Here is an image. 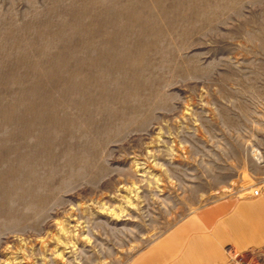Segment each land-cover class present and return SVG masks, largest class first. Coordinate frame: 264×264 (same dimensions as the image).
<instances>
[{
    "label": "rangeland",
    "instance_id": "1",
    "mask_svg": "<svg viewBox=\"0 0 264 264\" xmlns=\"http://www.w3.org/2000/svg\"><path fill=\"white\" fill-rule=\"evenodd\" d=\"M264 187V0H0V264H123Z\"/></svg>",
    "mask_w": 264,
    "mask_h": 264
},
{
    "label": "crops",
    "instance_id": "2",
    "mask_svg": "<svg viewBox=\"0 0 264 264\" xmlns=\"http://www.w3.org/2000/svg\"><path fill=\"white\" fill-rule=\"evenodd\" d=\"M123 264H264V187L199 207Z\"/></svg>",
    "mask_w": 264,
    "mask_h": 264
},
{
    "label": "built area",
    "instance_id": "3",
    "mask_svg": "<svg viewBox=\"0 0 264 264\" xmlns=\"http://www.w3.org/2000/svg\"><path fill=\"white\" fill-rule=\"evenodd\" d=\"M261 190H262V187H259L257 189H253L252 192H251V195L253 197H258L261 194Z\"/></svg>",
    "mask_w": 264,
    "mask_h": 264
}]
</instances>
